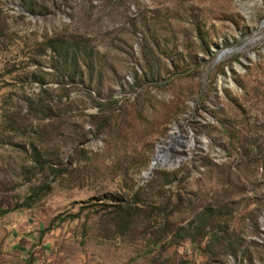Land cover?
<instances>
[{"label":"rangeland","instance_id":"1","mask_svg":"<svg viewBox=\"0 0 264 264\" xmlns=\"http://www.w3.org/2000/svg\"><path fill=\"white\" fill-rule=\"evenodd\" d=\"M27 1L0 0V264H264V0Z\"/></svg>","mask_w":264,"mask_h":264},{"label":"trees","instance_id":"2","mask_svg":"<svg viewBox=\"0 0 264 264\" xmlns=\"http://www.w3.org/2000/svg\"><path fill=\"white\" fill-rule=\"evenodd\" d=\"M23 5H27L29 3L27 0H20ZM70 40H65L63 38H54L51 40L49 47L52 51L53 55V73L58 78H67L71 84H78L81 81L82 76H78L81 70H79L80 65L78 64L77 51L79 47L76 44L66 42ZM67 83V82H65ZM109 106L117 103V99L108 100ZM165 181L169 182L171 178H169V173H164ZM239 246L232 249L231 254L238 258Z\"/></svg>","mask_w":264,"mask_h":264},{"label":"bare ground","instance_id":"3","mask_svg":"<svg viewBox=\"0 0 264 264\" xmlns=\"http://www.w3.org/2000/svg\"><path fill=\"white\" fill-rule=\"evenodd\" d=\"M178 134L179 133H177L176 131L173 130L171 132V136L168 139V141H169L168 145L163 144V143H159L157 145V152H158V155L161 157V159H160L161 160V162H160L161 164L160 165L172 168L176 164L175 162H173L175 159H176V161L179 162L180 158L178 156H173V160H172V155L169 153L170 150H172L174 148H178L179 143L182 142V139L181 140L177 139ZM173 137L175 139H173ZM167 154H170L171 158L167 159V157H168ZM144 175H145V172H144Z\"/></svg>","mask_w":264,"mask_h":264},{"label":"water","instance_id":"4","mask_svg":"<svg viewBox=\"0 0 264 264\" xmlns=\"http://www.w3.org/2000/svg\"><path fill=\"white\" fill-rule=\"evenodd\" d=\"M167 156H168L167 159L171 158L170 154H167ZM160 159H161V157L158 155V152L156 151V153L153 155V157L151 159V162L149 164L147 171H144L145 172V175L143 177L144 179H147L152 174V172L155 168L162 167V165H160L161 164ZM182 159H183V156H181V158L179 159V163L182 161ZM172 160H173V156H172ZM142 176H143V174H142Z\"/></svg>","mask_w":264,"mask_h":264}]
</instances>
